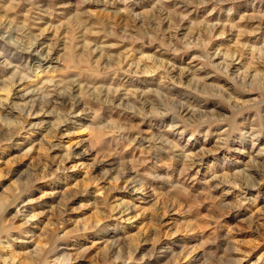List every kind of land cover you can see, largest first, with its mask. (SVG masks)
I'll list each match as a JSON object with an SVG mask.
<instances>
[{"label": "rangeland", "instance_id": "rangeland-1", "mask_svg": "<svg viewBox=\"0 0 264 264\" xmlns=\"http://www.w3.org/2000/svg\"><path fill=\"white\" fill-rule=\"evenodd\" d=\"M2 197L0 264H264V0H0Z\"/></svg>", "mask_w": 264, "mask_h": 264}, {"label": "bare ground", "instance_id": "bare-ground-1", "mask_svg": "<svg viewBox=\"0 0 264 264\" xmlns=\"http://www.w3.org/2000/svg\"><path fill=\"white\" fill-rule=\"evenodd\" d=\"M71 55H73V53L71 54H68V56L73 60V58H72V56ZM67 58V57H66ZM75 63V62H74ZM6 88V87H5ZM4 88V89H5ZM7 90V95H9V93H10V89L9 88H7L6 89ZM62 95V94H61ZM57 97V96H56ZM63 97V96H62ZM58 98V97H57ZM76 106V105H75ZM39 107V106H38ZM6 108H10L11 109V107H9V105L6 107ZM37 108V107H36ZM43 108H41V110H42ZM38 110L39 109H37V112H38ZM46 111V110H45ZM12 132V131H11ZM7 190V189H6ZM5 198V197H4ZM3 197L2 198H0V210L2 209H5L6 207H8L7 206V203H6V200L4 199ZM4 211V210H3ZM45 251V250H44ZM17 263V262H16Z\"/></svg>", "mask_w": 264, "mask_h": 264}, {"label": "clouds", "instance_id": "clouds-1", "mask_svg": "<svg viewBox=\"0 0 264 264\" xmlns=\"http://www.w3.org/2000/svg\"><path fill=\"white\" fill-rule=\"evenodd\" d=\"M188 3H192V0H187ZM220 3H224L225 0H219ZM170 130H174V129H170Z\"/></svg>", "mask_w": 264, "mask_h": 264}]
</instances>
